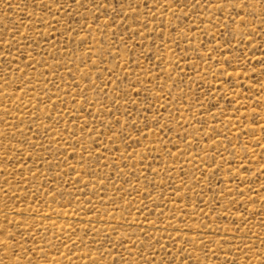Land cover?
I'll return each instance as SVG.
<instances>
[{
	"label": "rangeland",
	"instance_id": "1",
	"mask_svg": "<svg viewBox=\"0 0 264 264\" xmlns=\"http://www.w3.org/2000/svg\"><path fill=\"white\" fill-rule=\"evenodd\" d=\"M0 264H264V0H0Z\"/></svg>",
	"mask_w": 264,
	"mask_h": 264
},
{
	"label": "bare ground",
	"instance_id": "2",
	"mask_svg": "<svg viewBox=\"0 0 264 264\" xmlns=\"http://www.w3.org/2000/svg\"><path fill=\"white\" fill-rule=\"evenodd\" d=\"M2 98V97H1ZM10 105V104H9ZM8 110V109H7ZM26 112V111H25ZM29 143H31V142H29ZM6 157V156H5ZM56 217V216H55ZM43 222V221H42Z\"/></svg>",
	"mask_w": 264,
	"mask_h": 264
}]
</instances>
